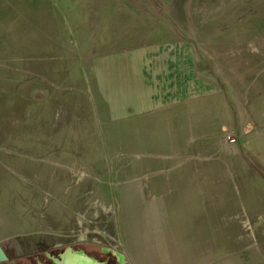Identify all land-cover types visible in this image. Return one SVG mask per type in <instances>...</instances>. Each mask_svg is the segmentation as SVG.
Instances as JSON below:
<instances>
[{
  "label": "rangeland",
  "instance_id": "rangeland-1",
  "mask_svg": "<svg viewBox=\"0 0 264 264\" xmlns=\"http://www.w3.org/2000/svg\"><path fill=\"white\" fill-rule=\"evenodd\" d=\"M179 36L224 56L228 80L264 86V0H0L2 264H54L47 252L68 245L120 264L124 228L141 226L156 264H264V160L250 150L264 126L231 95L238 129L168 158L97 112L93 55Z\"/></svg>",
  "mask_w": 264,
  "mask_h": 264
},
{
  "label": "crops",
  "instance_id": "crops-1",
  "mask_svg": "<svg viewBox=\"0 0 264 264\" xmlns=\"http://www.w3.org/2000/svg\"><path fill=\"white\" fill-rule=\"evenodd\" d=\"M199 45L181 36L164 37L93 55L90 70L97 95L94 101L102 108L97 112L103 117L104 128L124 124L127 134L135 138V151L141 146L144 153H160L168 158L187 148L196 150L203 137L214 144L216 130L238 129L237 123L244 122L248 113L264 126V86H260V77L249 74L244 78L246 82L237 84V75L229 69L234 78L228 80L226 73L221 74L224 56L215 65L209 49ZM229 89L237 91L229 93ZM229 95L238 103L235 108L245 112V118L231 116L234 110L229 109ZM250 150L264 160V137L258 136ZM261 190L263 210L264 188ZM124 230L128 242L135 241L133 246L130 244L131 249L134 247L127 258L130 264L160 262L155 258L160 247L152 244L154 229L141 226ZM149 236L150 257L143 251L148 247L143 240ZM171 248L168 245L166 250Z\"/></svg>",
  "mask_w": 264,
  "mask_h": 264
},
{
  "label": "water",
  "instance_id": "water-1",
  "mask_svg": "<svg viewBox=\"0 0 264 264\" xmlns=\"http://www.w3.org/2000/svg\"><path fill=\"white\" fill-rule=\"evenodd\" d=\"M68 251H74V252H81V253H84L85 256L93 261H89L88 263L86 264H109L108 261H105V260H100V259H97L96 257L94 256H91L85 249H74L71 245H68L67 246V249L65 251H63L62 253L59 254V256H52L50 254V252H47V255L48 257H50L52 259V261L54 262V264H68L65 259H64V256L66 253H68ZM106 251H109L106 250ZM113 254L116 256L117 260H119L120 264H128V260H126V256L123 255L122 253H120L118 250H114L113 251ZM8 261V257H6L5 259H2L0 260V264L4 263ZM77 261L79 262V259H77ZM40 264H45L44 262H39Z\"/></svg>",
  "mask_w": 264,
  "mask_h": 264
},
{
  "label": "bare ground",
  "instance_id": "bare-ground-1",
  "mask_svg": "<svg viewBox=\"0 0 264 264\" xmlns=\"http://www.w3.org/2000/svg\"><path fill=\"white\" fill-rule=\"evenodd\" d=\"M6 257L7 254L5 250L0 246V260L5 259ZM64 259L68 264H86L89 261H93L87 258L84 253L74 251H68V253H66L64 256ZM77 259H79V262Z\"/></svg>",
  "mask_w": 264,
  "mask_h": 264
},
{
  "label": "flooded vegetation",
  "instance_id": "flooded-vegetation-1",
  "mask_svg": "<svg viewBox=\"0 0 264 264\" xmlns=\"http://www.w3.org/2000/svg\"><path fill=\"white\" fill-rule=\"evenodd\" d=\"M83 249H85L88 253H90V247H89V246H86V245H85V246L83 247ZM92 255H94V256L97 257V258L99 257L101 260H108L110 264H112V262H113V260L109 259L107 256L104 257V255H102V254H100V255L98 254V255H97V254H94V253H93ZM13 261H14V260H13ZM13 261L10 262L9 264H14ZM17 264H18V263H17Z\"/></svg>",
  "mask_w": 264,
  "mask_h": 264
}]
</instances>
